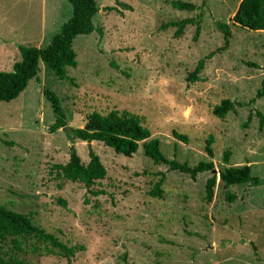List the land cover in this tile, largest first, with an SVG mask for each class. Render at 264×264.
<instances>
[{"label":"rangeland","instance_id":"1","mask_svg":"<svg viewBox=\"0 0 264 264\" xmlns=\"http://www.w3.org/2000/svg\"><path fill=\"white\" fill-rule=\"evenodd\" d=\"M96 1L93 23L101 33L73 41L78 64L66 69L76 84L57 79L41 62L40 83L31 79L17 98L0 102V205L83 249L68 261L46 253L42 243L33 250L34 239L20 238L17 253L8 237L4 248L25 264H120L123 256L131 264H264V184L225 188L218 178L228 166L249 164L264 179V124L257 115H264V96L256 97L264 79V30L234 24L241 0H206L197 38L195 26L178 38L175 27L161 26L199 9L179 11L172 0ZM182 1L201 7L203 0ZM111 6L121 12L106 10ZM71 16L67 0H0V72L20 60L21 45L46 46ZM217 21L230 25L227 46ZM202 59L203 71L189 81ZM43 88L58 95L70 127H83L93 110L131 111L145 117L167 158L190 166L212 161L215 168L192 179L154 165L141 148L124 156L99 141L72 144L62 128L48 130L55 119ZM223 99L235 102L236 112L218 118L212 109ZM173 130L190 142L176 140ZM209 136L212 156L204 148ZM71 145L84 163L90 150L100 156L107 175L92 189L101 194L56 175L53 165L68 161ZM160 174L164 192L155 197ZM212 176L209 201L205 185Z\"/></svg>","mask_w":264,"mask_h":264},{"label":"trees","instance_id":"2","mask_svg":"<svg viewBox=\"0 0 264 264\" xmlns=\"http://www.w3.org/2000/svg\"><path fill=\"white\" fill-rule=\"evenodd\" d=\"M72 6V16L64 22L57 34L50 42L40 48L32 45H21L19 47L20 60L16 61L11 71L0 72V102H9L23 92L31 79H36L40 83L38 73L40 63L50 69L59 80L69 81L75 85V80L67 75L68 67H76L78 64L77 55L73 48V41L79 35H90L93 32L101 33V29L96 27L93 19L99 12L96 0H67ZM122 9L132 10V6L124 2L117 3ZM170 5L179 11H195L199 13L195 17H187L180 20L170 21L162 24L161 28L175 27L174 36L180 37L187 26H195L194 38H197L200 32L202 19L205 15L204 6L206 0L202 1L201 7L194 3L182 0H172ZM106 10L120 11L117 7H106ZM121 12V11H120ZM232 21L240 28L252 31L264 30V0H241ZM217 29L223 34L224 46H227L231 37L230 25L228 23L215 22ZM205 60L198 62L195 71L190 74L189 81L192 78H198L203 71ZM264 69V66H263ZM44 97L49 102L54 123L49 126L50 132L63 129L65 136L73 144L75 139L91 143L99 141L105 146L111 148L115 153L124 156H132L141 148L144 156L154 165L165 164L170 171H178L189 175L195 179L199 174L214 170L215 165L212 161H200L194 166H190L186 161L180 162L176 159H169L163 152L159 139L152 137V130L146 123L145 117L137 113L126 110H112L109 112H100L93 110L86 115V121L83 127L73 128L67 123L66 114L63 110L61 100L58 95L47 88L42 91ZM264 96V79L261 88L257 90L256 97ZM237 104L228 99H223L219 104L214 105L213 115L218 118H225L230 112H236ZM259 126L264 124V115L257 113ZM173 137L185 144L190 142L188 135L172 131ZM212 136L205 140V151L212 156L213 149ZM230 151L223 155L224 163H229ZM56 175L63 180L79 182L84 185L87 191L93 195L101 194L102 191L94 190L92 187L99 180L107 175V169L101 161L100 156L93 150L89 151V161L84 163L78 154L76 148L71 145L69 149V159L64 164L53 165ZM249 164L241 166H228L218 172V178L223 182L225 188L231 185L249 184L258 186L264 184V179L252 175ZM156 182L152 196L162 197L163 176ZM216 177H210L205 185L207 200L214 196ZM227 198L232 200L234 194L227 193ZM64 203L63 201H61ZM10 237L15 251H23V242L19 240L34 239L38 244L33 243V250H41L39 243L44 244V251L48 254L65 257L68 261L83 248L80 245H68L60 240L54 233L45 230L37 225L29 214L14 212L8 210L4 205H0V264H25L16 252L8 253L4 248L6 238ZM120 264H131L126 257H121Z\"/></svg>","mask_w":264,"mask_h":264}]
</instances>
